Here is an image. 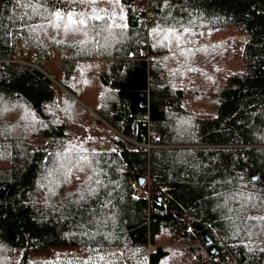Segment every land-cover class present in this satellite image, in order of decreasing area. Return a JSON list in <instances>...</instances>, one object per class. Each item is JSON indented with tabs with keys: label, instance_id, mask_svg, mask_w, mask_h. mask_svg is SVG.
<instances>
[{
	"label": "trees",
	"instance_id": "trees-1",
	"mask_svg": "<svg viewBox=\"0 0 264 264\" xmlns=\"http://www.w3.org/2000/svg\"><path fill=\"white\" fill-rule=\"evenodd\" d=\"M31 4L0 0V264H264V0Z\"/></svg>",
	"mask_w": 264,
	"mask_h": 264
},
{
	"label": "snow or ice",
	"instance_id": "snow-or-ice-1",
	"mask_svg": "<svg viewBox=\"0 0 264 264\" xmlns=\"http://www.w3.org/2000/svg\"><path fill=\"white\" fill-rule=\"evenodd\" d=\"M167 0H165V3ZM29 4H31V0H29ZM32 11L36 15H42L40 12L41 5L39 3L31 4ZM47 12V16H45V19H50V24L54 28H61L63 27L64 31L67 32H84V30L88 27L87 20L88 19H96V20H102L103 17L99 14L91 15V16H85L84 13H75L73 10H69L66 14L63 13L61 10L56 9L51 12H49L47 9L44 10ZM43 27V25L37 26ZM35 30V29H34ZM159 32L160 30H154ZM185 33L189 31V29L184 30ZM87 35V33H84ZM174 38L178 43L182 40V35L177 34L176 29H168L165 31L164 39L168 40L169 38ZM91 179V178H89ZM97 183H100L99 180L96 181ZM249 219H256V220H264V217H249ZM264 251V249H261Z\"/></svg>",
	"mask_w": 264,
	"mask_h": 264
},
{
	"label": "built area",
	"instance_id": "built-area-1",
	"mask_svg": "<svg viewBox=\"0 0 264 264\" xmlns=\"http://www.w3.org/2000/svg\"><path fill=\"white\" fill-rule=\"evenodd\" d=\"M242 39L248 42L250 40V37L248 35H245L242 37ZM194 256L196 258H199L203 262H210L211 260L208 246L205 244V242L202 239H199L196 242ZM226 261H227V264H237L234 256L230 252H228L226 255Z\"/></svg>",
	"mask_w": 264,
	"mask_h": 264
},
{
	"label": "water",
	"instance_id": "water-1",
	"mask_svg": "<svg viewBox=\"0 0 264 264\" xmlns=\"http://www.w3.org/2000/svg\"><path fill=\"white\" fill-rule=\"evenodd\" d=\"M146 179L147 178L142 175H137L135 177V181L137 182L139 188H143L144 184L146 183ZM256 179L257 177L253 176V180L255 181ZM161 200L162 198L160 197L159 201L161 202ZM202 238L205 241L206 245L208 246V250L210 252L211 258H214L217 255L218 251L216 246L214 245L212 238L205 231L202 232Z\"/></svg>",
	"mask_w": 264,
	"mask_h": 264
},
{
	"label": "rangeland",
	"instance_id": "rangeland-1",
	"mask_svg": "<svg viewBox=\"0 0 264 264\" xmlns=\"http://www.w3.org/2000/svg\"><path fill=\"white\" fill-rule=\"evenodd\" d=\"M53 87H54V89H55V90H57V89H58V87H57L56 85H55V86H53Z\"/></svg>",
	"mask_w": 264,
	"mask_h": 264
}]
</instances>
